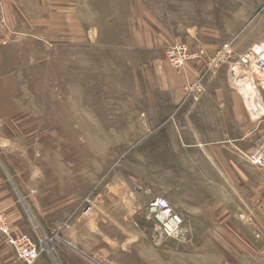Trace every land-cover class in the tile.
<instances>
[{
  "label": "rangeland",
  "instance_id": "1",
  "mask_svg": "<svg viewBox=\"0 0 264 264\" xmlns=\"http://www.w3.org/2000/svg\"><path fill=\"white\" fill-rule=\"evenodd\" d=\"M4 1L17 8L14 0ZM77 1L86 28L80 41L18 42V68L8 85L13 103L4 105L0 125V211L12 232L42 239L50 249L34 264H220L222 248L260 246L264 216L256 221L250 215L262 207L248 203L264 197V163L249 159L264 147L259 80L251 77L258 110L243 93L237 142L242 175H227L223 196V179L212 170L217 159L202 158L203 148L193 144L171 142L169 127L145 136L136 124L139 106L170 104L175 86L185 89L190 81L183 84L171 70L169 42H122V35L129 39L132 14L157 33L184 36L182 41L186 34L204 41L238 35L216 53L234 60L252 44L264 45V0H243V14L227 16H199L187 4L231 6L234 0ZM191 25L203 30H182ZM177 43L196 51L191 45L201 42ZM204 43L203 49H215L209 45L217 42ZM202 89L201 81L197 98L187 97L197 101ZM156 196L181 214L184 238L160 233L148 212ZM237 197L243 203L235 208ZM3 237L0 232L1 258L21 264ZM231 252L229 263L242 262L241 251Z\"/></svg>",
  "mask_w": 264,
  "mask_h": 264
},
{
  "label": "crops",
  "instance_id": "2",
  "mask_svg": "<svg viewBox=\"0 0 264 264\" xmlns=\"http://www.w3.org/2000/svg\"><path fill=\"white\" fill-rule=\"evenodd\" d=\"M25 2L26 0H14V6H17L14 8L11 5L8 6L4 0H0L2 8L0 12V125L4 105L11 106L13 103L10 96L14 91H10L11 87L9 88L8 85L12 82V76L18 68V42H36L50 37L57 38V42H67V39L70 38H73L74 42H78L83 38L86 29L82 22L80 1L27 0ZM221 3L215 1L201 5L199 2L195 8L189 4L187 7H190V11L193 10V13L199 16L215 13L220 16L242 15L244 12L243 0H234L231 6H226L225 2L223 5ZM24 4L27 7H24ZM132 22L129 39L126 41V33V35H122V42H169L167 47L177 42H201L191 45L197 49L192 51L196 53L197 58L189 62L186 67L177 70L170 66L173 73L175 72L174 74L181 78L180 82L183 84L205 69L219 48L224 47L228 42H235L238 36H232L230 39L223 36L221 39L215 38L214 41H204L201 35L197 37L195 34L193 36L186 34L185 41H182L184 36L173 34L174 31L166 34L157 33L155 29L146 24L145 19L136 17L135 14H132ZM188 29L198 32L203 30V27L182 26V30ZM204 42L217 43L209 45L215 49H203L208 46ZM187 45L190 49V45ZM202 85L203 89L197 101H192L187 97L184 88L175 86L174 97L170 104L162 105V103L155 102L139 106V117L136 119V124L146 131L145 136L161 133L163 128L169 127L171 142L193 144L197 149L203 148L201 150L202 158L218 160V166L212 170L218 173L219 178L223 179L218 183V189L225 193L228 189L227 175L232 174L236 178L242 175L238 163L241 158L238 151L240 144L237 142L242 138L243 93L238 80L231 78L226 63L207 72L203 77ZM217 143L223 145L215 147L216 149H212V147H209L208 150L204 149L206 144ZM227 143H230L231 146H226ZM209 165L212 167L211 163ZM233 189H238L236 183ZM224 193L223 196H226ZM242 200L240 197L234 198L233 207H240L243 203ZM248 203L252 207H262L259 213L258 210L256 213L251 210L250 217L254 220L257 218L256 221H258L259 216H264V197H252ZM261 235L264 239V233ZM233 250L242 252V262H228L227 256L231 255ZM219 254L224 257L220 264H264V242L260 246H243L231 250L222 248Z\"/></svg>",
  "mask_w": 264,
  "mask_h": 264
},
{
  "label": "built area",
  "instance_id": "3",
  "mask_svg": "<svg viewBox=\"0 0 264 264\" xmlns=\"http://www.w3.org/2000/svg\"><path fill=\"white\" fill-rule=\"evenodd\" d=\"M168 63L175 69H183L189 62L195 60L197 55L189 50L184 43H175L165 51ZM226 63L229 74L233 80H239L248 72L253 78H257L260 87L264 88V45L252 44L236 59L226 58L224 51L219 52L206 65L205 69L185 84L187 96L197 98L201 91V81L207 72H210ZM249 159L255 164L264 163V147L253 152ZM148 212L157 222L160 233L166 237L180 240L184 238L187 229L180 213L163 196L154 197L148 204ZM0 232L4 236L7 245L13 248L17 259L21 264H34L43 254H50V249L43 244V240L36 242L28 233L12 232L8 225L7 216L0 211ZM0 264H8L0 256Z\"/></svg>",
  "mask_w": 264,
  "mask_h": 264
},
{
  "label": "bare ground",
  "instance_id": "4",
  "mask_svg": "<svg viewBox=\"0 0 264 264\" xmlns=\"http://www.w3.org/2000/svg\"><path fill=\"white\" fill-rule=\"evenodd\" d=\"M251 77L252 76L247 72L245 76L238 80V83L241 87L242 93L247 96L246 99L250 109L253 110L254 108L256 111V109L258 110L260 106V99L259 95L257 94L256 87L253 85V79Z\"/></svg>",
  "mask_w": 264,
  "mask_h": 264
}]
</instances>
